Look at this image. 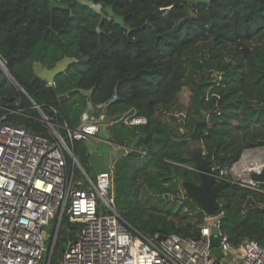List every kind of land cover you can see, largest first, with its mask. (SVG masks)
<instances>
[{
  "label": "trees",
  "instance_id": "1",
  "mask_svg": "<svg viewBox=\"0 0 264 264\" xmlns=\"http://www.w3.org/2000/svg\"><path fill=\"white\" fill-rule=\"evenodd\" d=\"M0 58L14 80L0 67L5 107L27 108L31 99L47 116L56 109L55 122L73 131L84 112L105 105L106 140L127 153L108 168L104 155L112 146L103 143L100 173H113L116 207L144 235L201 236L206 214L183 188L200 183L191 143L218 170L232 167L248 148H264V0H0ZM65 59L74 61L53 85L35 73L37 63L53 69ZM185 87L190 102L174 113ZM129 111L148 122H118ZM6 123L46 135L35 120L10 115ZM60 134L92 174L88 143L71 140L64 128ZM68 167L72 172L71 159ZM218 204L222 232L234 248L250 240L264 246L257 210L264 194L230 184ZM190 213L198 214L195 221L186 220ZM79 228L64 216L45 262L53 249L51 264H60L61 247Z\"/></svg>",
  "mask_w": 264,
  "mask_h": 264
},
{
  "label": "built area",
  "instance_id": "2",
  "mask_svg": "<svg viewBox=\"0 0 264 264\" xmlns=\"http://www.w3.org/2000/svg\"><path fill=\"white\" fill-rule=\"evenodd\" d=\"M2 66H6L4 61ZM49 84L53 85V81ZM30 104L24 108L17 102L16 108H8L0 103V264H43L52 238L51 223L55 221L56 225L55 242L64 216L80 228L65 245L60 264H223L228 254L237 257L236 264H264V246L258 242L246 241L238 248L230 244L222 232L220 211L205 216L199 238L175 233L144 235L132 229L116 207L111 190L113 173L101 172L92 181L60 134L64 128L71 140L96 137L105 120V105L91 108V117L84 112L80 127L72 131L55 122L56 109L50 117L31 99ZM31 111L39 116H33ZM10 115L40 122L46 135L6 123ZM118 122L140 126L148 120L129 111ZM69 159L73 161L72 172L68 170ZM76 169L81 170L86 181L76 175ZM212 172L218 183L264 194V183L257 179L264 174V148H248L232 167H212ZM213 227L221 239V260L211 254Z\"/></svg>",
  "mask_w": 264,
  "mask_h": 264
},
{
  "label": "water",
  "instance_id": "3",
  "mask_svg": "<svg viewBox=\"0 0 264 264\" xmlns=\"http://www.w3.org/2000/svg\"><path fill=\"white\" fill-rule=\"evenodd\" d=\"M194 1V0H191ZM73 59H65L59 62L53 69H46L42 63H37L35 66V73L37 76L46 81H54L58 75L65 72L68 68V65L71 64ZM3 61L0 58V67L4 74L10 78L13 82V78L11 77L9 70L7 67L2 66ZM25 93V92H24ZM73 92H69L67 95L61 97L62 100L70 97ZM82 94L89 95V92L82 91ZM93 114V110H88V116L91 117ZM205 122V119L202 120ZM109 143V142H108ZM127 153L126 148H112L107 154L104 155V163L107 167H110L115 160L122 155ZM74 159L78 162L75 154L73 153ZM191 160L194 162V169L198 172L200 177V183H191L185 182L183 183V188L187 195L190 198H193L198 203L200 209L208 216H214L216 212L219 210L218 204V196L220 193L225 190L229 184L228 183H218L215 178V174L212 172V167L210 161L206 158V152L202 147H199L195 150L191 151ZM260 181L264 183V174L257 177ZM257 210L263 215L264 219V208L258 207ZM104 212V209H102ZM212 250L211 254L218 260H221L224 257V253L220 249L221 239L219 238V231L216 227L212 228ZM65 246L61 247L62 251H65ZM53 250L51 251V255L48 259H52Z\"/></svg>",
  "mask_w": 264,
  "mask_h": 264
},
{
  "label": "rangeland",
  "instance_id": "4",
  "mask_svg": "<svg viewBox=\"0 0 264 264\" xmlns=\"http://www.w3.org/2000/svg\"><path fill=\"white\" fill-rule=\"evenodd\" d=\"M97 9H98V7H97ZM252 44L253 45H258V44H260V41L257 40L255 42H253ZM190 95H191V92H190L189 88L185 87V88L182 89V92L179 95V101L177 102V104L174 107L175 108L174 109V113L178 109H181V110H179V112H181L182 111V108H185L186 106H188V104L190 102ZM174 126H175V128H178L179 123H176ZM104 134H105V129H104V127H102L101 128V132L99 131V133L96 135V137H93V138H89L87 140H84V141H86L88 143V145L90 147L89 148L90 156H89V160H88V166L91 167V168L92 167L95 168L92 174H88L87 173L92 181L95 180L97 174H99L100 171H103L104 170V168L102 166V163L98 161L99 160V157L101 156V154H100L101 153V150L106 145V144H103V143H105V141H107L106 140V134L105 135ZM99 137H102V139L99 138ZM64 142H66V141H64ZM199 147H200V145L198 143H191V149L192 150H195V149H197ZM108 168H110V167H108ZM80 172H81V170H80ZM76 175L81 180L86 181V178H85L84 175H82V173H78L77 172ZM85 186H87V183L85 184ZM181 199H183V197H181ZM181 203H182L181 201H178L176 207L177 206L179 207ZM186 211L187 210L185 209L184 211H182V213H185ZM197 215H198L197 213H190V214L187 215V219L186 220H188V221H195ZM176 223H178V221H176ZM51 224H52V226L49 229V233L52 235L53 234V231H54L55 221H52ZM47 246H49V243L47 244ZM45 258H46V255H45ZM45 258H44L43 264L46 263L45 262L46 261ZM237 262H238L237 257H235L233 255H230V254H228L226 257H224L222 259V263L223 264H236Z\"/></svg>",
  "mask_w": 264,
  "mask_h": 264
},
{
  "label": "crops",
  "instance_id": "5",
  "mask_svg": "<svg viewBox=\"0 0 264 264\" xmlns=\"http://www.w3.org/2000/svg\"><path fill=\"white\" fill-rule=\"evenodd\" d=\"M104 124H107V122L106 121H104ZM106 143V142H105ZM107 144H109V143H107ZM109 145H111V144H109ZM112 146V148H116L114 145H111ZM111 167V166H110Z\"/></svg>",
  "mask_w": 264,
  "mask_h": 264
}]
</instances>
